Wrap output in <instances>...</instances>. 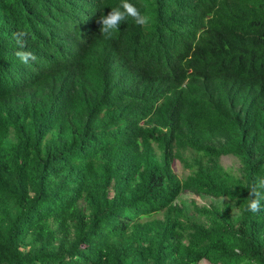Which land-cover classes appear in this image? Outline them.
Returning a JSON list of instances; mask_svg holds the SVG:
<instances>
[{
  "label": "trees",
  "instance_id": "obj_1",
  "mask_svg": "<svg viewBox=\"0 0 264 264\" xmlns=\"http://www.w3.org/2000/svg\"><path fill=\"white\" fill-rule=\"evenodd\" d=\"M129 2L0 0V264H264V0Z\"/></svg>",
  "mask_w": 264,
  "mask_h": 264
},
{
  "label": "clouds",
  "instance_id": "obj_2",
  "mask_svg": "<svg viewBox=\"0 0 264 264\" xmlns=\"http://www.w3.org/2000/svg\"><path fill=\"white\" fill-rule=\"evenodd\" d=\"M129 16L142 25L148 22V18L143 16L129 0H121V3L111 8V11L107 15L101 14L97 21V23L100 24V35L105 39H111L114 32L119 30L121 22L125 21ZM24 35L25 33H20V37ZM20 37L17 38V43L23 48L24 42ZM16 55L24 64H28L30 60L36 59L35 55L29 51H17ZM134 186L135 185H133V187ZM262 190H264V177H258L256 186L250 191L247 211L252 213H259L261 211V201L264 200V191Z\"/></svg>",
  "mask_w": 264,
  "mask_h": 264
},
{
  "label": "rangeland",
  "instance_id": "obj_3",
  "mask_svg": "<svg viewBox=\"0 0 264 264\" xmlns=\"http://www.w3.org/2000/svg\"><path fill=\"white\" fill-rule=\"evenodd\" d=\"M160 152L157 150V154ZM186 156L190 159L191 162L196 163L195 152L191 150L185 151ZM219 161L227 168L232 169L235 172H241L242 164L239 160V158L233 154H225L222 155L219 158ZM174 170L178 174L180 178L186 177L190 171L191 168L189 166H186L183 161L180 159H176L174 162ZM194 202H197L198 204H215L219 206L222 209H225L230 205V209L233 213H237L239 211L238 206L234 202H229L228 198L223 196H213L209 194H202L197 193L189 189H184L178 196V198L175 201V204L180 207H184L188 214L192 216L194 220L197 222H203L208 224L209 220L208 217L200 215L198 212L194 209ZM167 212L163 211L160 215H158L161 218L166 217Z\"/></svg>",
  "mask_w": 264,
  "mask_h": 264
}]
</instances>
